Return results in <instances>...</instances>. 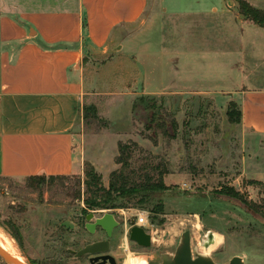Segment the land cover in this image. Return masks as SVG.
Listing matches in <instances>:
<instances>
[{"label":"rangeland","instance_id":"1","mask_svg":"<svg viewBox=\"0 0 264 264\" xmlns=\"http://www.w3.org/2000/svg\"><path fill=\"white\" fill-rule=\"evenodd\" d=\"M164 1L163 7L168 11L181 7L186 12L203 9L212 2L203 0L199 8L198 0ZM159 18V12H146L138 22L124 28L125 33L130 38L156 24L155 27H164L165 35L168 20ZM205 24V21L193 23L195 31L204 30ZM251 28L244 25V32L238 35L240 51L249 60L244 61L246 71L237 76L234 72L232 81L240 89H264V35H255ZM117 44L110 43L106 55L92 66L88 64L85 67L88 72H97L101 64L113 57L118 51ZM208 61L221 65L224 60L219 56L200 63ZM219 73L214 71V75ZM127 89L126 83H113V78L101 87H94L93 95L85 97L84 107L94 106L97 119L90 117L76 127L80 157L88 161L91 151L97 165L94 170L101 176L104 187L108 186L110 173L120 167L115 164L119 142L138 146H130L126 174L133 179L131 182L141 183L145 175L155 182L158 173L164 172L161 178L166 189L151 193L145 203L140 204L137 197L126 202L124 208L97 211V216L113 213L119 223L110 238L109 250L116 264L125 260L126 264H134V255L144 258L147 264L153 256L172 255L185 231L190 233L193 255L207 253L216 264H227L234 256L241 257L244 264H264L263 220L248 213L239 202L219 195L222 190L232 188L248 202L260 201V191L250 181L264 184V139L246 140L238 127L228 122L227 106L221 103L220 96H157L153 99L157 110L148 111L142 106L133 109L138 97L129 100L131 97L125 95L130 92ZM151 113L155 123L147 130ZM171 121L176 123L174 137ZM160 122L165 123L170 135L156 128ZM86 164L80 167L79 174L63 180L28 182L0 178V229L11 237L26 264H89L86 257L75 259L68 252L79 251L104 238L100 232L89 234L84 230L81 210L86 198L83 185ZM78 179L80 198L76 197ZM157 204H162L161 213L152 212ZM142 213L147 214L150 224L148 249L138 248L125 237V220ZM65 221L73 227L65 228ZM208 231L214 234L217 243L205 249ZM0 264L6 263L0 258Z\"/></svg>","mask_w":264,"mask_h":264},{"label":"crops","instance_id":"2","mask_svg":"<svg viewBox=\"0 0 264 264\" xmlns=\"http://www.w3.org/2000/svg\"><path fill=\"white\" fill-rule=\"evenodd\" d=\"M244 1L264 11V0ZM164 2L0 0V178L70 176L85 163L97 168L91 151L88 161L80 157L76 127L85 97L111 78L126 83L129 100L220 96L225 106H238L236 126L246 140L264 139V89H240L232 81L249 60L239 46L244 25L259 37L264 29L243 18L235 0H212L189 12L168 11ZM146 12L168 20L166 34L154 24L129 38L124 28ZM196 21H205L204 30L195 31ZM110 43L118 45L116 54L88 72L85 67L106 55ZM219 56L221 65L200 63Z\"/></svg>","mask_w":264,"mask_h":264},{"label":"trees","instance_id":"3","mask_svg":"<svg viewBox=\"0 0 264 264\" xmlns=\"http://www.w3.org/2000/svg\"><path fill=\"white\" fill-rule=\"evenodd\" d=\"M239 6V14L246 20L252 22L256 26L264 29V11L258 10L250 6L244 0H235ZM154 97L142 96L138 97L133 103V109L137 106H142L146 110H157L158 106L153 101ZM90 117L97 119V111L94 106H87L83 108L82 119L87 121ZM226 117L230 124H239L241 119V112L238 106L234 102H229L226 110ZM149 125L147 130H151V125L155 123L154 113L150 114ZM156 128L161 131L164 135H170V131L166 129L165 123L160 122L156 124ZM170 128H172V137L175 136L176 123L175 121L170 122ZM132 147H138L137 144L132 143ZM130 144L128 143H118V154L115 158V164L119 165V169L112 171L109 175L108 186L104 187L102 185V179L99 174L96 173L94 168L90 164H86V170L84 172L85 180L83 185L85 186L86 198L83 199L84 208L81 210L84 217L90 211H102V210H113L118 208L126 207L125 203L130 200L139 197L140 204L145 203L151 193L161 192L166 189L165 184L162 181V175L164 172L158 173V180L151 182V179L146 176V179L141 183L131 182L133 179L130 178L126 171L129 166V160L131 157ZM68 176H35L28 177L25 181L33 182L40 181L44 182L48 180H63L67 179ZM251 185L258 187L260 191V201L259 202H248L246 199L242 198L238 192L232 188H226L222 190L219 195L239 201L242 205L249 208L255 214L260 216L264 222V184L260 181H250ZM80 180H77V193L76 197L80 198ZM162 204H157L152 208V212L161 213ZM15 240L18 237L12 235Z\"/></svg>","mask_w":264,"mask_h":264},{"label":"water","instance_id":"4","mask_svg":"<svg viewBox=\"0 0 264 264\" xmlns=\"http://www.w3.org/2000/svg\"><path fill=\"white\" fill-rule=\"evenodd\" d=\"M227 198V197H226ZM231 199V198H230ZM235 200V199H233ZM237 201V200H235ZM239 202V201H237ZM240 203V202H239ZM241 204V203H240ZM242 205V204H241ZM243 208L253 216H258L249 208L242 205ZM260 217V216H259ZM84 229L89 234H94L96 231H102L106 234L107 239L112 237V234L116 228L119 227L118 221L115 219L113 213H104L101 216H97L95 212H89L84 217ZM131 226L128 234L130 242L134 243L138 248L148 249L151 247V236L142 227L136 226L134 219L129 220ZM65 228H72V224L68 221L63 222ZM215 243L214 234L208 231L204 240V248L208 249ZM110 250V243L108 240L97 241L91 244H87L79 251L68 250L75 259L84 256H91L88 260L89 264H116L115 259L106 254ZM0 258L6 264H26L23 263L0 248ZM148 264H216L209 256L201 254H192L190 233L185 231L180 236V241L172 255L159 254L153 256ZM227 264H244V261L239 256L232 257Z\"/></svg>","mask_w":264,"mask_h":264},{"label":"bare ground","instance_id":"5","mask_svg":"<svg viewBox=\"0 0 264 264\" xmlns=\"http://www.w3.org/2000/svg\"><path fill=\"white\" fill-rule=\"evenodd\" d=\"M214 238H215V244H216L217 238L216 237ZM0 248L3 249L6 253L11 255L12 257H14L15 259L25 263L24 258L20 254L17 246L14 244V242L11 241V237H9L1 229H0ZM203 255L207 256V253H204ZM132 259H133L134 264H147V261L140 256L134 255Z\"/></svg>","mask_w":264,"mask_h":264},{"label":"built area","instance_id":"6","mask_svg":"<svg viewBox=\"0 0 264 264\" xmlns=\"http://www.w3.org/2000/svg\"><path fill=\"white\" fill-rule=\"evenodd\" d=\"M97 214V211H93ZM99 216H101V214L99 213ZM129 220L127 219L125 220L124 224H125V237H128L129 234V230L131 228L130 224H129ZM135 221V225L142 227L147 233L150 234V224L148 222V216L146 213H142L139 216H137L136 218H134Z\"/></svg>","mask_w":264,"mask_h":264},{"label":"flooded vegetation","instance_id":"7","mask_svg":"<svg viewBox=\"0 0 264 264\" xmlns=\"http://www.w3.org/2000/svg\"><path fill=\"white\" fill-rule=\"evenodd\" d=\"M85 230V229H84ZM86 231V230H85ZM87 232V231H86ZM96 232H100L101 234H103V236H104V238L102 239V240H97V241H105V240H108L109 241V243H110V245H111V240L110 239H107V237H106V234L104 233V232H102V231H96ZM106 254H109V252L108 253H106ZM84 257H86L87 258V260H89V258L91 257V256H84ZM123 264H126V260L124 261V263Z\"/></svg>","mask_w":264,"mask_h":264}]
</instances>
